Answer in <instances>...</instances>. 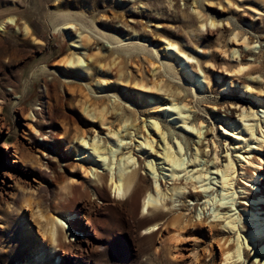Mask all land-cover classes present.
<instances>
[{"label": "rangeland", "instance_id": "obj_1", "mask_svg": "<svg viewBox=\"0 0 264 264\" xmlns=\"http://www.w3.org/2000/svg\"><path fill=\"white\" fill-rule=\"evenodd\" d=\"M8 23L14 36L9 35L10 59L0 64V193L5 184L12 186L0 199V264H33L41 248V264H79V258L83 264H223L220 243L227 237L225 245L235 244L238 229L225 227L223 215L214 217L218 211L241 217L245 259H260L264 239L246 234L254 226L247 213L264 207V158L257 181L242 178L241 166L243 154L264 157L259 136L264 129V0H0V32ZM171 40L181 53H175ZM68 56L82 61L69 64ZM45 88L48 139L30 132L24 118L29 107L44 105ZM173 99L185 104L179 115L187 123L168 104ZM30 119L37 125L40 116ZM178 141L183 163L176 175L186 190L172 191L167 207H139L129 217L104 206V196L93 195L101 204L99 239L87 220L86 231L74 230L70 222L83 220L70 210L60 222L64 238L80 244L84 255L67 256L60 246L51 253L39 207L58 215L54 203L85 199L96 184L108 181L98 182L94 172L107 171L108 162L116 168L129 154L136 160L127 167L136 169L134 179L125 194L112 188L110 195L127 198L156 181L166 189L175 172L167 153ZM16 143L20 162L4 146ZM93 144L108 156L97 154ZM42 149H50L58 162L43 165L48 159ZM230 158L237 171L228 190L240 192L221 203L206 202L221 192L216 168ZM80 164L91 167L88 176ZM54 167L51 181L45 171ZM196 170L207 172L209 179L202 181L208 187L193 177ZM34 177L38 182L29 188ZM194 181L201 192L197 197L189 195ZM259 212L264 216L263 209ZM176 214L184 227L179 238L169 223ZM151 218L159 220L156 228H144Z\"/></svg>", "mask_w": 264, "mask_h": 264}, {"label": "bare ground", "instance_id": "obj_2", "mask_svg": "<svg viewBox=\"0 0 264 264\" xmlns=\"http://www.w3.org/2000/svg\"><path fill=\"white\" fill-rule=\"evenodd\" d=\"M10 19H13V17L11 16ZM213 23H214V20L212 19L211 24H213ZM11 26L12 25L10 23H8L6 29H4L3 32H0V64L2 63L3 59L4 60H6V58L10 59L11 54L9 55V53L11 50L9 51V53H8V50H9V46H11L12 43L9 41V35L14 36L8 31V29ZM25 28H26V32L29 33V26L25 25ZM169 45L173 46V50H175V53H177V54L181 53V49L179 48L176 41L171 40L169 42ZM13 48H14V44H13ZM12 51H14V50H12ZM12 57H13V55H12ZM80 59H81V56H78L77 58H72V57L68 56V58H66V61L69 62V64H70V62H73V63L77 62L78 63V61H80ZM240 69H241V67L238 69V71ZM43 96L45 99V100H43L44 105L42 107H39V108L29 107L28 110L24 114V118L26 119L25 124L29 127L30 132H32V133L40 132L41 135H43V139H48L49 133L46 130V125L49 124V121H48V117L45 116V112H44V111H46L45 109H47L48 105H49L48 104L49 100L47 99L48 95L46 92V88H45V93ZM168 104H170L171 108L176 109L175 112L178 115H179V113L181 114V111L183 110L182 108L185 106V104L184 105H178L177 101L174 99L169 101ZM35 115L40 116V120L37 122V125H35L30 119L32 117H35ZM99 116L102 118V120H104V121L106 120V117L104 119L103 110L99 111ZM179 116H180L179 119L181 121H183L184 123H187V121L185 120L186 116H183V115H179ZM192 126H193V124H192ZM196 127L201 128V126H197V125H196ZM250 128H251V126L249 127V129ZM25 131H26V129H25ZM112 134L115 135V131L112 132ZM115 136H117V135H115ZM259 136L264 141V129H262V133ZM78 137L81 138L82 141H84V143H85V139H84L83 134L79 135ZM109 139H111V141H114L115 138H113V135H112V137H110ZM259 144H262V143L258 142V145ZM4 146L9 151L17 154V157L19 159H17V160L15 159V161L20 162L22 160V155H21V153H19L20 147H19V145H17V143L16 144H5ZM43 146L49 148L48 144L44 143ZM35 148H36V151H41L38 146H35ZM93 150L97 154L101 155V157L103 156V158L105 156H108L105 154L106 150L103 151V150H101V148L99 149L94 144H93ZM113 150H115V149H113ZM182 150H183V146H182L181 142L178 141L175 144V151L173 153H167V158H168L169 162L174 166L173 168H175L174 169L175 172L173 175V180H174L173 185L166 187V189L162 188L159 185V183L156 181V184L153 188H148L146 190H142L139 188L134 193H131L127 198L110 195L108 193V191H109V189H112V188L117 193L125 194L128 191L130 184L134 179V174L136 172V169H132L131 171H129L127 169V167L129 166V164H128L129 162H130V164H131V162L133 164L134 162H136V160H134L135 157H133L132 155L129 154V155L125 156V160H123L122 162L119 161L121 163L118 162V165L116 168L114 167V165H111L112 163L109 165V162H108V163H106L108 166L107 171L104 170L103 172H98V171L94 172V174L97 176L98 182L99 181L105 182V179H106V181L107 180L108 181H107V183H104V185H101V183L96 184L95 187L92 189V191H89V193L86 195L85 199L84 198H82L80 200L74 199L69 203L61 204L59 207L56 205V203H54L51 206V208L55 212H57L58 215L54 214L52 210H50V211L48 210L47 212H49V213L45 214L44 213L45 210L43 211V209H41L39 207L36 212H37L38 216L40 217V222L42 224L43 230H44L45 234L47 235V238H49V240L51 242V247H52L51 253L54 254L55 247L60 246L64 250L65 254H67V256H70V255L71 256L72 255L80 256L82 254L84 255V252H83L84 249H83V247L80 246V244L77 246L76 243H74L72 240L68 241L64 238L66 233L64 230V226H62L60 222L64 218V216L68 215L66 213L70 210L71 211L74 210L73 212L75 213V215L79 216V219L83 220V222H81L80 220H79V222L74 221V220L71 221L70 225L72 226V228L74 230L77 229V230H83V231L85 230L86 231L87 229L84 226V223H85L84 220H87V222H86L87 225L89 224L91 227H93L92 229L94 230L95 236L99 239L98 224H99L100 220L96 216V213L99 211L101 204L97 203L93 199V197H92L93 195H95L97 198H101V196H104V198H105V200L103 202L104 206H105V204H110V205L114 206V208L116 207V209L121 214L129 216V217H133L135 210H137L139 207L142 208V211H148V210L153 209V207H157V206L164 207V206H166L168 204L166 197H168V196L170 197L171 193L173 195L174 191L175 192H178V191L181 192V190L185 189V186H186L185 183L181 184L182 182L178 181L177 175H176L181 170V167H182L181 165L183 163L181 161L182 158L180 159V157H179V155L181 154L180 152H182ZM103 153L105 154V156L103 155ZM177 153H180V154L178 155ZM42 154L45 158L48 159L47 163H45V164L43 163V165H46V167L49 166L50 161H57L56 160L57 156L54 155L50 149H47V151L42 149ZM247 154L248 155L243 154L245 164L241 166V177L244 178L245 180L249 181V182H254V181L258 180L257 177L259 175L261 176V172L258 171V169L260 167H263L262 162H263L264 157L262 155H258V157L255 158L254 156L249 155V153H247ZM197 155L198 154L196 151V153L194 154V157H193L194 160H196L195 158L198 157ZM258 159L261 162L260 165H258ZM104 160L106 161V158ZM111 162H114V161H111ZM250 165H253V166L251 167ZM79 167L84 168L86 175L88 174V171H90V169H91V167L84 166V164H80ZM92 167L95 168L96 164H93ZM178 167H180V169ZM55 169H56V167L52 168V170H51L52 173H49V171H45V173L48 174L49 179L51 181L53 180V174L55 172ZM216 169L220 173L219 175H217V178H218L217 180L220 179V182L223 184V186L221 188V192L218 195H215L213 197L212 196L209 197L206 202L214 201L216 199L221 200V199H225V198L226 199L227 198H234L232 196V194L235 193V195H236L237 192H240L236 189L232 190L233 188L231 190H228V188H230L231 186L233 187L234 180H236L235 179V171H237V169L235 167V163H234L233 158H230L229 161L222 164L221 166H219V167L217 166ZM206 173H207L206 171L196 170L195 172H193L192 175H193V177L195 176L197 181L200 183L204 179H209V178L205 177ZM14 182L16 184L17 180L16 181L14 180ZM34 182H35V184L38 182L35 177H34V180L30 182L29 188H31L33 186ZM191 185H192L194 190H190L189 195L192 197H197L201 192H200V190L196 189L197 184H195V181L191 182ZM200 185L203 187H208L210 184L203 183V181H202V183H200ZM9 186H12V183L5 184L4 189H3L4 191H1V193H0V199L3 198L4 193L7 194L8 191L10 192ZM240 187H244V186L241 185ZM243 190H245V189H243ZM189 195H185V196H189ZM141 197L143 199L142 202L140 201ZM218 202L221 203L224 201L221 200ZM257 204H260V203H257ZM89 205H90V207H89ZM260 209L264 210V207L252 209L250 213H247L249 215V218L252 219L251 223L254 226L248 228L249 234H246V237L250 236L252 238V240H257V239H261V238L264 239V216L262 215V213L259 212ZM217 210H219V209H217ZM218 215H223V217L227 220L226 224L224 225L225 227L229 228L230 230L234 229L235 227H237V229H238L235 244L225 245V242H227L226 240H228L227 237H224V239L220 243L222 254L224 256L222 259L223 260L222 262H224L223 264H236L238 261H241V259H243V264H264V245L258 251V253L260 254V259H258L257 262H255L256 259L255 260H252L250 258L245 259L244 243H242L239 240V238H241V232H240V231H242L241 227H243V225H244V223L241 222V217L233 216V215L228 214V213L222 214L220 211L215 212L214 217L218 216ZM256 215H262L263 219H257ZM180 218H181V216L179 214H176V216L172 217L170 222H169L170 224H172L175 227L174 235H173L175 238H179V236L181 235L180 229L183 226L181 225L182 223L180 221ZM201 218L202 217L200 216V218H198V219L200 220ZM203 218H205V215ZM205 220H206V218H205ZM158 222H159V220L157 221L156 218H151L148 221H146V224H144L143 227L145 228V227H148L151 225V226H154L156 228L155 225L158 224ZM183 225H185V224H183ZM182 229L184 230V227ZM242 233H244V231ZM250 237H248V238H250ZM218 240H220V238ZM229 240H231V238H229ZM96 242L97 241L95 240L92 242V244H95ZM246 246H248V248H251L252 244L246 243ZM74 247H77L79 250H73ZM44 250H45L44 248H41L38 250V252L36 253V258L34 259L35 261L33 262V264H41V261H43L45 258V255L42 253V252H44ZM67 256H65V257H67ZM78 262H79V264H83V262L80 258L78 259ZM21 264H30V263L29 262H23Z\"/></svg>", "mask_w": 264, "mask_h": 264}]
</instances>
